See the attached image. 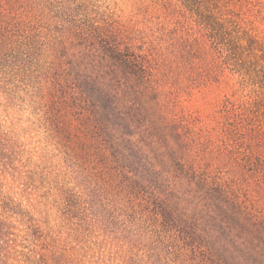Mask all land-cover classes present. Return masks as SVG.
<instances>
[{
	"label": "trees",
	"instance_id": "1",
	"mask_svg": "<svg viewBox=\"0 0 264 264\" xmlns=\"http://www.w3.org/2000/svg\"><path fill=\"white\" fill-rule=\"evenodd\" d=\"M252 11L251 0H150L139 21L92 0H0V73L26 82L92 215L169 264H264ZM1 188L0 264H11L17 211Z\"/></svg>",
	"mask_w": 264,
	"mask_h": 264
},
{
	"label": "rangeland",
	"instance_id": "2",
	"mask_svg": "<svg viewBox=\"0 0 264 264\" xmlns=\"http://www.w3.org/2000/svg\"><path fill=\"white\" fill-rule=\"evenodd\" d=\"M252 1L256 33L264 37V0ZM150 0H92L128 19H143ZM135 20V18H134ZM0 73V136L10 168L1 190L16 206L11 223L17 259L11 264H169L147 252L117 222L86 205L80 180L44 133L26 82Z\"/></svg>",
	"mask_w": 264,
	"mask_h": 264
}]
</instances>
